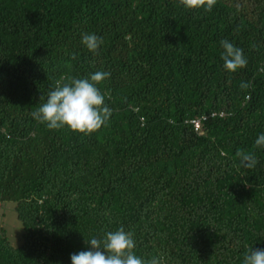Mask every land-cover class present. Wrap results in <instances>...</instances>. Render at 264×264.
<instances>
[{
  "label": "trees",
  "instance_id": "1",
  "mask_svg": "<svg viewBox=\"0 0 264 264\" xmlns=\"http://www.w3.org/2000/svg\"><path fill=\"white\" fill-rule=\"evenodd\" d=\"M207 5L0 0V204L22 227L18 247L0 235V264H70L84 240L119 228L160 264H241L264 248V0ZM87 32L102 38L95 53ZM225 39L247 58L235 72ZM96 71L110 73L97 85L111 109L101 128L33 119L57 81Z\"/></svg>",
  "mask_w": 264,
  "mask_h": 264
},
{
  "label": "clouds",
  "instance_id": "2",
  "mask_svg": "<svg viewBox=\"0 0 264 264\" xmlns=\"http://www.w3.org/2000/svg\"><path fill=\"white\" fill-rule=\"evenodd\" d=\"M213 2L208 0V10H211ZM81 44L89 52L95 53L102 44V38L92 32L82 33ZM219 44L222 66L226 71L235 72L247 65L242 48L227 39ZM109 76L107 71H96L87 77L67 76L63 82L57 81L46 97L40 98L39 106L32 112L33 119L50 130L67 128L87 134L101 128L109 120L111 109L105 104V97L97 85ZM240 87H248L247 82H241ZM254 145L264 148V132L256 136ZM236 156L240 166L245 169H252L258 163L252 152L241 150ZM84 242L86 248L71 254L70 264H160L158 257L145 260L136 255L133 234L123 228L108 231L103 237L92 236ZM241 264H264V248H249Z\"/></svg>",
  "mask_w": 264,
  "mask_h": 264
},
{
  "label": "rangeland",
  "instance_id": "3",
  "mask_svg": "<svg viewBox=\"0 0 264 264\" xmlns=\"http://www.w3.org/2000/svg\"><path fill=\"white\" fill-rule=\"evenodd\" d=\"M12 204H0V235L5 232L13 247H18L22 243V227L17 220Z\"/></svg>",
  "mask_w": 264,
  "mask_h": 264
},
{
  "label": "built area",
  "instance_id": "4",
  "mask_svg": "<svg viewBox=\"0 0 264 264\" xmlns=\"http://www.w3.org/2000/svg\"><path fill=\"white\" fill-rule=\"evenodd\" d=\"M222 115V114H221ZM220 115V116H221ZM211 116H215V113H212ZM207 120V116H202L198 119H194L190 121V124L193 126L194 131L198 134L201 133V128H202V124L204 123V121Z\"/></svg>",
  "mask_w": 264,
  "mask_h": 264
}]
</instances>
